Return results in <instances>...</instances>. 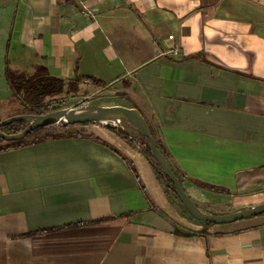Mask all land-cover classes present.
Segmentation results:
<instances>
[{
	"label": "crops",
	"instance_id": "crops-1",
	"mask_svg": "<svg viewBox=\"0 0 264 264\" xmlns=\"http://www.w3.org/2000/svg\"><path fill=\"white\" fill-rule=\"evenodd\" d=\"M36 66L121 94L202 211L264 203V174L247 178L264 168V0H0V106L5 68ZM88 133L0 153V264H264V215L199 234L138 148Z\"/></svg>",
	"mask_w": 264,
	"mask_h": 264
},
{
	"label": "trees",
	"instance_id": "trees-1",
	"mask_svg": "<svg viewBox=\"0 0 264 264\" xmlns=\"http://www.w3.org/2000/svg\"><path fill=\"white\" fill-rule=\"evenodd\" d=\"M4 77L7 83V86L10 90V98L9 103L11 107H13L14 111L9 116L16 115H42L54 110H57L56 106L57 100L64 96H72L77 94L80 89V86L84 83L89 84L94 88H104L105 85L92 78V77H81L75 76V78L70 80H64L61 78L51 76L47 69L43 66H36L33 70V73L27 74L25 72H18L11 70L9 67H6L4 70ZM108 92H112L116 94V90L113 88H109ZM117 96H121V94H116ZM122 97V96H121ZM58 103V102H57ZM145 119V118H144ZM147 122V121H146ZM121 125H125L131 129L130 134H127L125 129L112 128V131L117 133L119 136L123 138V140L131 147L138 148V151L147 159L149 162L155 178L157 182L163 187L165 194L181 208L183 213L187 215L190 219L202 225V230L199 234H207L208 230L215 225L210 223H203L194 220L190 217L187 212L184 210L180 202L178 201L173 185L171 182L165 177L162 173L160 167L155 162L154 158L147 150L145 143L146 141L138 134L133 126L130 124L121 121L119 122ZM95 123H86V124H73V125H49L46 127L38 128L30 133H28L23 139L18 141H10L5 142L0 139V153L19 149L23 147H27L30 145L40 144L48 141H54L59 139H68V138H89L97 140L91 134H89L85 129L87 125H91ZM148 127L150 129L151 135L153 136L158 150L162 153L165 159L169 162L171 169L174 175L178 178V180L183 185L184 177H182L178 171L170 164L169 155L166 149L163 146V143L158 135V132L147 122ZM27 127V124L23 122H15L10 125L4 126L0 128V131L5 133L6 135H13L22 132ZM134 132H133V131ZM137 142V143H136ZM138 144V146H137ZM264 174V168L256 170L251 174H248V180H253L260 177ZM239 178V177H238ZM237 178V179H238ZM200 185L199 183H197ZM201 187L217 190L220 192H224L223 189L213 188L207 185H200ZM178 235H191L190 233H182L178 230L175 231Z\"/></svg>",
	"mask_w": 264,
	"mask_h": 264
},
{
	"label": "water",
	"instance_id": "water-1",
	"mask_svg": "<svg viewBox=\"0 0 264 264\" xmlns=\"http://www.w3.org/2000/svg\"><path fill=\"white\" fill-rule=\"evenodd\" d=\"M124 121L135 128L138 134L146 141L145 146L154 158L162 173L173 185L174 193L187 212L194 220L203 223H210L215 226L235 223L249 218L264 215V203L248 206L241 210L228 214L217 215L202 211L196 203L186 194L183 185L174 175L169 162L158 150L156 142L151 135L150 129L141 113L134 108L117 105L95 110H74L63 109L48 112L42 115H16L0 121V128L15 122H23L27 127L18 134L6 135L0 131V139L5 142L18 141L23 139L28 133L49 125H73L86 123L106 124L108 122Z\"/></svg>",
	"mask_w": 264,
	"mask_h": 264
},
{
	"label": "rangeland",
	"instance_id": "rangeland-1",
	"mask_svg": "<svg viewBox=\"0 0 264 264\" xmlns=\"http://www.w3.org/2000/svg\"><path fill=\"white\" fill-rule=\"evenodd\" d=\"M57 102H56V106L58 107L57 110L74 109L78 111L103 109L111 106L124 104L123 100L118 99L117 96H115L112 93H108L107 91H98L97 88H94L90 85L83 86V84L80 86V89L77 92V94L72 96L64 95L60 97L57 100ZM3 105L4 104L0 106V121H3L6 118H8L14 111L13 107L12 110L10 111V106L8 107L7 104L4 106ZM91 126H98L100 128L105 127L111 130L112 128H118V129L122 128L125 129L127 134H130L129 132H131L130 128L125 127V125H121V123L118 122H108L106 124L95 123V124L87 125L85 127L86 128L85 130L89 132ZM217 215H222V214H217Z\"/></svg>",
	"mask_w": 264,
	"mask_h": 264
},
{
	"label": "built area",
	"instance_id": "built-area-1",
	"mask_svg": "<svg viewBox=\"0 0 264 264\" xmlns=\"http://www.w3.org/2000/svg\"><path fill=\"white\" fill-rule=\"evenodd\" d=\"M173 51H177V46H174L173 47Z\"/></svg>",
	"mask_w": 264,
	"mask_h": 264
}]
</instances>
